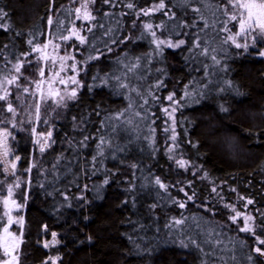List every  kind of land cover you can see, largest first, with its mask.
<instances>
[{"label": "snow or ice", "instance_id": "obj_1", "mask_svg": "<svg viewBox=\"0 0 264 264\" xmlns=\"http://www.w3.org/2000/svg\"><path fill=\"white\" fill-rule=\"evenodd\" d=\"M43 7L40 24L24 31L17 30L8 6L0 5V31L10 34L7 41H0V175L4 177L0 264H21L26 255L21 251L22 210L33 187L52 199L54 215H63L62 209L73 207L72 200L78 202L77 210L86 211L91 203L88 193L103 199L113 182L118 187L123 183L122 206L129 205L136 215V219L128 217L132 227L126 235L135 255L151 258L161 247L176 246L193 256L196 264H264V188L245 196L229 186L236 199L227 200L223 182L186 157L184 146L196 149L198 142L189 138L183 118L184 108L223 96L226 90L244 95L227 78L229 61L244 55L264 59V0H47ZM18 40L26 46L23 51L18 50ZM140 44L147 50L139 51ZM168 50L180 56L189 80L182 87L174 85L162 101L160 93L170 79ZM101 61L106 69L100 68ZM26 71L36 78L30 79ZM100 90L122 98L125 106L88 104L85 97L94 99ZM69 102L77 115L70 114ZM17 108L34 117L20 121L19 129ZM218 110L227 114L230 107L219 104ZM6 114L11 118L5 120ZM61 119L71 122L78 137L63 135L58 143L54 133ZM157 119L161 120L159 145ZM25 123L35 137L36 155L21 180L16 172L21 157L9 141L15 139L13 131L24 130ZM40 124L47 131L37 132ZM262 132L249 135L259 139ZM161 147L175 180L168 179L166 168L163 179L156 172V167H164L158 160ZM130 153L137 154L136 162L126 163ZM108 162L127 169L128 175L109 168ZM200 181L208 187L201 190ZM21 187L24 191L17 199ZM72 188L80 194H71ZM44 233L51 237L38 241L45 249L60 243L46 224L41 226ZM61 262L59 254L49 253L41 264Z\"/></svg>", "mask_w": 264, "mask_h": 264}, {"label": "trees", "instance_id": "obj_2", "mask_svg": "<svg viewBox=\"0 0 264 264\" xmlns=\"http://www.w3.org/2000/svg\"><path fill=\"white\" fill-rule=\"evenodd\" d=\"M67 3V0H59ZM143 2V0H142ZM47 0H0V5L6 4L11 13L12 22L17 30L30 31L39 25L40 18L44 15V5ZM9 33L0 31V41H7ZM18 50L23 51L25 45L22 40L17 41ZM144 44L139 45V51H146ZM239 51V50H237ZM167 71L169 80L165 83L167 88L160 93L163 101L164 95L173 88L174 85L182 87L189 80V73L183 67V63L177 52L168 50ZM100 68L106 69L108 66L104 62H98ZM230 71L227 78L239 86V90L244 95L237 96L227 90L223 96H212L207 100L201 101L199 105L193 104L183 109L184 127L189 129V138L198 142V148L193 149L190 145H185L186 157H191L195 163L201 164L210 177L217 182H223L224 195L229 201L236 199V193H231L227 189L229 186L236 187L237 192L248 196L250 192L258 193L264 184V132L260 133L259 139H254L249 135L258 129H264V59L254 55H244L235 57L229 61ZM26 75H30L27 71ZM30 75V79H35ZM180 93L177 92V98ZM88 104L94 105L96 101L107 104L111 108H122L125 101L122 98L112 96L107 90H100L93 98L85 97ZM165 105L168 104L164 101ZM219 104L230 107V112L225 114L218 110ZM14 106L15 103H14ZM19 112L15 118L17 128L20 121L24 120L25 111L17 108ZM69 112L77 115V110L69 102ZM159 116L160 113H157ZM177 120L181 118V112L176 113ZM5 120L11 118V114L5 115ZM156 139L160 144L161 120L157 119ZM56 125L59 128L54 136L59 140L63 135H76L69 120H58ZM177 131H182L179 123ZM34 138L24 132L15 137V151L21 157L19 173L23 175V170L36 155V145ZM53 152L57 149H53ZM161 147L158 160L163 168L156 167V172L164 178V169H168V179L175 180L171 175V165L163 155ZM199 153V155H197ZM238 160H233V157ZM137 154L130 153L126 163L136 162ZM151 163V161H149ZM109 168H118L121 172L128 175V170L115 162H108ZM185 178V177H181ZM4 177L0 175V180ZM99 180V177L94 178ZM117 179H121L119 176ZM192 179V177H187ZM33 185L36 180V172H32ZM8 181H12L8 178ZM199 184L207 188L205 181ZM123 183L117 186L116 182L110 184L103 192V199L93 198L88 193L91 203L87 210L76 209V200H72V208L62 209L63 215L53 214L51 198L44 197L40 191L33 187L32 195L29 196L24 213L25 219V243L21 251L26 253L21 257V264H41L49 253L53 256L59 254L62 257L61 264H196L195 258L185 250L176 247H161L160 250L152 254L149 258L146 255H135L133 245L129 243L126 235L131 232V225L127 223L128 217L136 219L135 213L129 205H123L122 201L126 198L121 191ZM22 188L20 192L22 193ZM71 194L79 195L76 188L71 189ZM173 195H178L173 193ZM20 196V195H19ZM19 198V197H18ZM59 199V198H57ZM264 199V197H261ZM144 202L148 203L147 197ZM139 207V206H138ZM239 208V205H237ZM251 207V206H250ZM140 211L144 209L140 207ZM159 211V210H157ZM87 215L88 220L82 219ZM148 222L147 217L144 218ZM48 225L49 233L56 232L60 243L58 246L47 250L38 241L51 240L48 233L41 234V226ZM91 238L90 242L88 238ZM79 241H85L81 244Z\"/></svg>", "mask_w": 264, "mask_h": 264}, {"label": "rangeland", "instance_id": "obj_3", "mask_svg": "<svg viewBox=\"0 0 264 264\" xmlns=\"http://www.w3.org/2000/svg\"><path fill=\"white\" fill-rule=\"evenodd\" d=\"M69 75H71V73H69ZM52 87L53 88H55L56 87V85L55 84H53L52 85ZM43 90H44V92H45V94H47V91H48V85L47 84H45L44 86H43ZM21 101L23 102L24 101V98L23 97H21ZM17 113H19L18 111H17ZM45 115V113H44V109H43V105L41 106V118L43 119V116ZM17 116V115H16ZM16 118V117H15ZM25 118V119H24ZM29 118H34V117H32L28 112H26L25 111V115H23V119H24V121H26L27 119H29ZM24 127H26L27 128V133L29 134V131H28V128H29V126H28V124L27 123H25L24 125H23V129H24ZM20 127H18L17 129H19ZM40 131H47V129L42 125V124H40V125H38L37 126V132H40ZM24 132V130H15V131H13V135L16 137V135H18L19 133H23ZM32 138H35L33 135H32ZM9 143L11 144V146H12V148H13V151L15 152V154H16V151H15V147H14V144H15V139L14 140H10L9 141ZM19 165H20V161L18 162V164H17V169H16V172H17V174L18 175H20V173H19ZM8 178L9 179H11L12 180V177L11 176H8ZM20 178H21V180H23L24 179V176L23 175H20ZM23 187H21L19 190H16V198L17 199H19L18 197H19V195H20V190L22 189ZM25 209H26V206L23 208V210H22V214H23V216H24V213H25ZM56 246H58V245H56ZM55 246V247H56ZM52 248H54V247H52ZM52 248H50V249H52ZM50 249H47V250H50Z\"/></svg>", "mask_w": 264, "mask_h": 264}, {"label": "clouds", "instance_id": "obj_4", "mask_svg": "<svg viewBox=\"0 0 264 264\" xmlns=\"http://www.w3.org/2000/svg\"><path fill=\"white\" fill-rule=\"evenodd\" d=\"M232 159H233V160H238V157H235V156H234Z\"/></svg>", "mask_w": 264, "mask_h": 264}]
</instances>
